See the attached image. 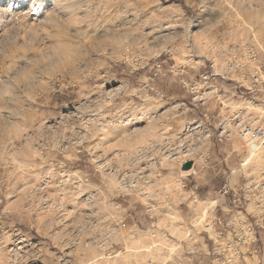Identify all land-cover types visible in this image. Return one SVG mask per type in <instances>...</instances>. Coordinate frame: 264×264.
Masks as SVG:
<instances>
[{"label": "rangeland", "instance_id": "1", "mask_svg": "<svg viewBox=\"0 0 264 264\" xmlns=\"http://www.w3.org/2000/svg\"><path fill=\"white\" fill-rule=\"evenodd\" d=\"M245 45L264 0H0V264H207L222 187L264 206V151L243 166L228 120L263 108L199 78Z\"/></svg>", "mask_w": 264, "mask_h": 264}, {"label": "built area", "instance_id": "2", "mask_svg": "<svg viewBox=\"0 0 264 264\" xmlns=\"http://www.w3.org/2000/svg\"><path fill=\"white\" fill-rule=\"evenodd\" d=\"M227 73L230 77L212 71L200 73L202 87L216 80H230L241 99L257 108L261 106L264 113V45L242 46L238 53L229 57ZM194 88L196 93L200 90L197 84ZM249 113L245 108H238L228 120L234 123L238 136L248 148L264 151V116L252 119ZM252 189L255 190L252 198L263 202L264 180ZM222 190L223 196L232 191L231 197L236 206L224 214H214L204 223V233L210 241L207 264H247L248 259L253 258H257L255 264H264V206H254L255 213H248V206L243 204L249 199L242 194L243 189L235 191L224 185Z\"/></svg>", "mask_w": 264, "mask_h": 264}, {"label": "clouds", "instance_id": "3", "mask_svg": "<svg viewBox=\"0 0 264 264\" xmlns=\"http://www.w3.org/2000/svg\"><path fill=\"white\" fill-rule=\"evenodd\" d=\"M60 40H67L68 43L72 44L74 46V52L76 53L75 55H73L72 60L76 61L77 63H72L71 61L67 62L68 66L63 69V72L65 75H71L76 69H78L79 67H81L83 65V61H82V57L86 51V48L84 46V44L82 43V41L79 39V37L75 34V32L71 33L68 36H63L60 35ZM54 43L57 42L56 40L53 41ZM63 57H53L51 63L55 64L57 63L59 60H62ZM47 67V65H41L40 68L35 70V74L36 76H39L41 74V71ZM85 71H87V69H85ZM129 115H131V113H129ZM134 119L137 117H133Z\"/></svg>", "mask_w": 264, "mask_h": 264}, {"label": "bare ground", "instance_id": "4", "mask_svg": "<svg viewBox=\"0 0 264 264\" xmlns=\"http://www.w3.org/2000/svg\"><path fill=\"white\" fill-rule=\"evenodd\" d=\"M260 108V107H259ZM233 113V112H232ZM231 115V114H230ZM229 115V116H230ZM228 116V117H229ZM259 118V117H258ZM235 129V128H234ZM237 133V132H236ZM262 151V150H261ZM258 152H259V150H257V149H255V148H253V147H249V154H248V156L247 157H245L244 158V160L242 161L243 163H242V165L243 166H245V165H247V163L250 161V160H252V159H254V157H257L258 156ZM259 157V156H258ZM207 211V209L204 211V213ZM180 232V231H179ZM175 235H177V236H179L178 234H176L175 233ZM184 236H185V234L184 235H182L180 238H184ZM135 242H137V244H140V240H139V238H136V240H135Z\"/></svg>", "mask_w": 264, "mask_h": 264}]
</instances>
